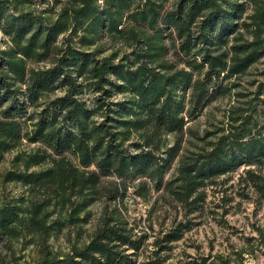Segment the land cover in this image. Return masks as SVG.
<instances>
[{"label": "trees", "instance_id": "trees-1", "mask_svg": "<svg viewBox=\"0 0 264 264\" xmlns=\"http://www.w3.org/2000/svg\"><path fill=\"white\" fill-rule=\"evenodd\" d=\"M0 28L8 38L0 49V164L14 151L0 183L25 192L0 201V247L9 257L0 252V264H134L148 233L108 205L128 186L144 200L161 190L175 203L153 253L181 237L207 188L218 191V178L238 165H250L239 183L264 192V81L239 89L264 56V0H0ZM87 89L97 93L93 107L77 96ZM228 95L236 103L225 125L182 147L187 120ZM22 137L35 144L20 148ZM99 200L91 231L70 241L69 227L82 237L88 206ZM63 231L68 250L54 249Z\"/></svg>", "mask_w": 264, "mask_h": 264}, {"label": "rangeland", "instance_id": "rangeland-1", "mask_svg": "<svg viewBox=\"0 0 264 264\" xmlns=\"http://www.w3.org/2000/svg\"><path fill=\"white\" fill-rule=\"evenodd\" d=\"M61 37L62 35L57 37L59 42ZM7 39L6 34L0 28V49L5 47ZM123 49L126 48L123 47ZM28 65L36 66L42 63L28 61ZM252 80H255L253 85L249 84ZM260 81H264V56H261L247 70V73L242 75L239 89L244 92L252 91ZM247 87L248 89H245ZM56 94L60 95L63 92L57 90ZM53 95L51 93L49 96L53 97ZM96 95L97 93L92 89H87L77 96L84 100L88 107H93ZM261 96L264 97V95ZM118 97L120 94H114L112 98L117 99ZM232 103L236 102L231 95L217 98L203 108L195 118L187 120L182 136V147L190 146L193 142L198 143L197 135H202L218 125H225V111ZM32 111V106L28 104L21 119L25 120ZM35 117L36 115L33 118ZM25 124L30 127L29 120ZM168 141H171V136L168 137ZM34 144L35 142H29L22 137L19 147L27 149ZM13 153V150L6 153L0 169L10 166ZM174 166L175 162L165 173L164 179L169 177ZM248 166L250 165L240 164L231 172L220 176L218 179L220 181L224 179V183L217 184L218 191L213 192L207 188L204 202L188 214V227L184 228L181 237L170 242L167 248L157 249V253H153V249L157 247L152 242L155 236H160L162 230H166L172 224L171 220L176 210L173 208L174 201L170 202L166 195L162 196L161 190H151L149 200H144L133 193L132 186H128L121 199L109 201V207L113 204L121 207L129 225H134L135 231L140 230L137 233H140L142 229L148 233L141 243L139 254L135 259L132 257L135 260L134 264H153L148 261H157L158 264H221L224 260L228 261L227 264H264V192L254 187L243 186L244 183L238 181L239 174ZM22 194H25L24 188L18 183H0V201L19 197ZM88 209L90 211L89 220L82 224V229L79 227L82 237H76L78 227L70 226L68 229L70 241H81L86 238L97 221L102 202L100 200L92 202ZM150 209L151 214L148 215ZM180 218L182 222L185 220L181 214H178L177 220ZM148 224L152 225L151 229ZM51 243L54 249L59 247L62 250H68L69 239L63 231L53 238ZM14 247L17 248L18 243L15 242ZM27 251L29 248L23 252L28 253ZM0 252L7 253L2 247H0ZM8 258L6 254L5 259ZM19 264H24L23 258L19 260Z\"/></svg>", "mask_w": 264, "mask_h": 264}]
</instances>
